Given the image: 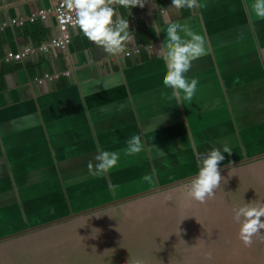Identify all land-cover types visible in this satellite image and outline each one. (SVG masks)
Returning a JSON list of instances; mask_svg holds the SVG:
<instances>
[{
    "label": "crops",
    "instance_id": "crops-1",
    "mask_svg": "<svg viewBox=\"0 0 264 264\" xmlns=\"http://www.w3.org/2000/svg\"><path fill=\"white\" fill-rule=\"evenodd\" d=\"M161 1L131 10L116 5L127 20L130 12L137 15L128 20L135 38L127 45L138 44L137 54L109 55L75 26L66 49L5 61L7 51L46 41L54 19H27L52 0H0V246L160 194L203 204L209 217L222 216L220 227L234 219L231 191L225 193L233 172L264 184V19L252 12L253 0H199L204 6L197 9ZM172 22L206 38L208 54L186 74L199 81L190 102L173 98L163 84L160 48ZM141 38L148 41L143 49ZM44 71L59 75L37 82ZM134 135L145 149L127 155ZM225 145L232 153L219 164L220 187L203 203L193 201L189 184L200 155ZM99 151L119 153L106 175L87 167ZM153 168L149 184L143 177Z\"/></svg>",
    "mask_w": 264,
    "mask_h": 264
},
{
    "label": "rangeland",
    "instance_id": "rangeland-1",
    "mask_svg": "<svg viewBox=\"0 0 264 264\" xmlns=\"http://www.w3.org/2000/svg\"><path fill=\"white\" fill-rule=\"evenodd\" d=\"M243 174L233 172L225 190L232 213L244 203L264 202V184ZM174 196L130 200L7 241L0 264H264V237L246 245L234 219L217 227L221 215L209 217L203 204ZM212 237L220 241L209 244Z\"/></svg>",
    "mask_w": 264,
    "mask_h": 264
},
{
    "label": "clouds",
    "instance_id": "clouds-1",
    "mask_svg": "<svg viewBox=\"0 0 264 264\" xmlns=\"http://www.w3.org/2000/svg\"><path fill=\"white\" fill-rule=\"evenodd\" d=\"M64 3L74 12L76 26L89 41L102 47L109 55L118 56L127 54V45L134 40L135 34L129 30L128 20L120 14L116 5L131 10L137 6L143 8L146 0H64ZM203 6L199 0H172V7L176 9H197ZM251 10L257 18L264 19V0H253ZM165 31L167 38L160 48L167 69L163 84L171 90L173 98L181 100V103L183 100L190 102L199 81H189L186 74L191 71L194 61L208 54L206 38L194 32L188 25L177 22L169 23ZM155 32L160 33L159 30ZM152 147L159 156H165L163 151ZM144 149L141 135H134L127 141V155L138 154ZM220 149L212 147L200 155L201 167L189 184V196L195 201L203 203L214 197L215 190L220 187L223 178L219 164L225 159L224 153H232L227 145L223 146L222 151ZM97 153V163L89 162L88 170L94 175H106L117 165L119 153ZM155 175L156 169L153 168L151 174L145 175L143 179L152 184ZM109 187L115 191V185L109 184ZM261 217H264V202L244 203L233 209V218L240 225V238L246 245L252 244L254 236L264 237V232L261 231L264 230V221Z\"/></svg>",
    "mask_w": 264,
    "mask_h": 264
},
{
    "label": "built area",
    "instance_id": "built-area-1",
    "mask_svg": "<svg viewBox=\"0 0 264 264\" xmlns=\"http://www.w3.org/2000/svg\"><path fill=\"white\" fill-rule=\"evenodd\" d=\"M161 11H164V7H161ZM49 17L54 19V31L53 34L46 40L39 43L37 46L24 45L21 49L16 51H7L3 57V60H20L29 55H33L36 51H46L50 48L64 50L67 48L71 41L72 28L76 26L74 12L69 10L64 3V0H52L49 6H40L36 10L29 13L27 19L34 21L35 19L46 20ZM137 15L134 12H130L128 20L134 21ZM13 22L21 23L23 19H12ZM138 49V51H137ZM140 52V46L134 44L132 47L127 48L126 56H131ZM69 69L60 71L65 75H69ZM59 75L58 72L44 71L42 75L36 76L37 82H42L44 79H53Z\"/></svg>",
    "mask_w": 264,
    "mask_h": 264
},
{
    "label": "trees",
    "instance_id": "trees-1",
    "mask_svg": "<svg viewBox=\"0 0 264 264\" xmlns=\"http://www.w3.org/2000/svg\"><path fill=\"white\" fill-rule=\"evenodd\" d=\"M165 0H162L161 3H163ZM148 41L146 40V38L144 39H139V44L141 45V48L143 49L145 46V44L147 43Z\"/></svg>",
    "mask_w": 264,
    "mask_h": 264
}]
</instances>
